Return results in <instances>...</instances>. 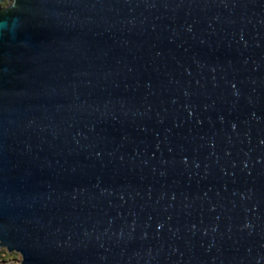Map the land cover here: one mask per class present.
<instances>
[{
  "label": "water",
  "instance_id": "obj_1",
  "mask_svg": "<svg viewBox=\"0 0 264 264\" xmlns=\"http://www.w3.org/2000/svg\"><path fill=\"white\" fill-rule=\"evenodd\" d=\"M0 21V250L264 264V0H0Z\"/></svg>",
  "mask_w": 264,
  "mask_h": 264
},
{
  "label": "rangeland",
  "instance_id": "obj_2",
  "mask_svg": "<svg viewBox=\"0 0 264 264\" xmlns=\"http://www.w3.org/2000/svg\"><path fill=\"white\" fill-rule=\"evenodd\" d=\"M4 5L5 3L2 4V6ZM19 259V256L16 254H8L3 261H0V264H18Z\"/></svg>",
  "mask_w": 264,
  "mask_h": 264
},
{
  "label": "clouds",
  "instance_id": "obj_3",
  "mask_svg": "<svg viewBox=\"0 0 264 264\" xmlns=\"http://www.w3.org/2000/svg\"><path fill=\"white\" fill-rule=\"evenodd\" d=\"M17 24V21L15 19L12 20V25L13 26H16ZM7 25V21H0V29H3L5 28Z\"/></svg>",
  "mask_w": 264,
  "mask_h": 264
},
{
  "label": "trees",
  "instance_id": "obj_4",
  "mask_svg": "<svg viewBox=\"0 0 264 264\" xmlns=\"http://www.w3.org/2000/svg\"><path fill=\"white\" fill-rule=\"evenodd\" d=\"M8 254L4 250H0V261H3Z\"/></svg>",
  "mask_w": 264,
  "mask_h": 264
}]
</instances>
